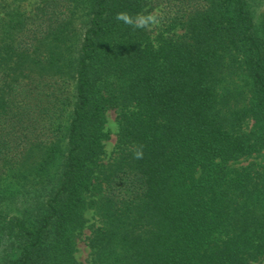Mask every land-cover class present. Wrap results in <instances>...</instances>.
<instances>
[{
  "label": "trees",
  "instance_id": "trees-1",
  "mask_svg": "<svg viewBox=\"0 0 264 264\" xmlns=\"http://www.w3.org/2000/svg\"><path fill=\"white\" fill-rule=\"evenodd\" d=\"M22 1L0 14V264H81L109 106L91 264H259L264 170L230 163L264 151V0ZM159 5L156 32L114 19Z\"/></svg>",
  "mask_w": 264,
  "mask_h": 264
},
{
  "label": "rangeland",
  "instance_id": "rangeland-1",
  "mask_svg": "<svg viewBox=\"0 0 264 264\" xmlns=\"http://www.w3.org/2000/svg\"><path fill=\"white\" fill-rule=\"evenodd\" d=\"M33 1L34 0H23L21 3L27 5L29 2ZM17 3H19L18 0H0V14L5 10L11 8L13 5H16ZM162 8V5L155 6L152 9H147L144 13H155L161 17ZM254 12L256 15V22L258 23L261 14L264 12V3L256 4L254 6ZM155 28L156 27H154V31H157V29ZM242 82L243 80L239 79L238 77H233L228 79V81H226L223 85V89L226 92H229L231 94L233 93L235 95L234 100H231L230 107H232L234 104L239 106L242 102L245 103V97H242L238 94V90L240 89V87H242ZM118 109L119 108L116 106H109L104 113V131L106 136L102 140L103 151L99 161L93 167L94 177L92 179V189L86 194L87 206L84 211L85 223L75 236V257L79 262H81V264H91V249L88 244V236H90L92 230L99 225L100 220L97 212L95 211L96 209L91 203V200L96 199L97 197L94 188H96L99 183H102V178H105V175L110 172L114 159H116L117 157L116 141L118 132ZM250 125L251 121L246 122L242 125L241 129L250 128ZM230 164L231 167L250 166L253 170H264V151L260 153H254L248 157L240 158L238 161L231 162ZM102 184V186H104V183ZM17 187V184L12 180L0 181V189H7L8 191H12ZM259 264H264V259H262Z\"/></svg>",
  "mask_w": 264,
  "mask_h": 264
},
{
  "label": "clouds",
  "instance_id": "clouds-1",
  "mask_svg": "<svg viewBox=\"0 0 264 264\" xmlns=\"http://www.w3.org/2000/svg\"><path fill=\"white\" fill-rule=\"evenodd\" d=\"M114 19L118 22L128 25L133 29L143 30H150L153 27L158 26L161 22V17L155 13H137L133 15L127 11L117 12ZM134 156L137 159L143 157V146H140L134 152Z\"/></svg>",
  "mask_w": 264,
  "mask_h": 264
}]
</instances>
